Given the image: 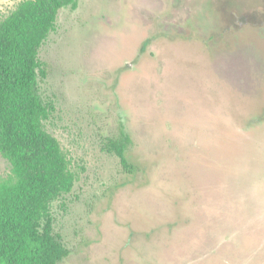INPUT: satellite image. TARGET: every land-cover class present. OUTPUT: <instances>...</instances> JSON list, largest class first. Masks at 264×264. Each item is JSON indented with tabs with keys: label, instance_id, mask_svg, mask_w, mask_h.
<instances>
[{
	"label": "rangeland",
	"instance_id": "374dc122",
	"mask_svg": "<svg viewBox=\"0 0 264 264\" xmlns=\"http://www.w3.org/2000/svg\"><path fill=\"white\" fill-rule=\"evenodd\" d=\"M40 56L77 177L63 264H264V0H79ZM121 129L133 173L103 150Z\"/></svg>",
	"mask_w": 264,
	"mask_h": 264
},
{
	"label": "trees",
	"instance_id": "16d2710c",
	"mask_svg": "<svg viewBox=\"0 0 264 264\" xmlns=\"http://www.w3.org/2000/svg\"><path fill=\"white\" fill-rule=\"evenodd\" d=\"M79 0H24L0 21V155L10 174L0 182V264H63L70 251L55 232L52 204L72 192L76 175L60 142L45 127L55 111L40 94L48 76L40 52L62 9ZM128 132L103 150L127 173L135 168Z\"/></svg>",
	"mask_w": 264,
	"mask_h": 264
}]
</instances>
